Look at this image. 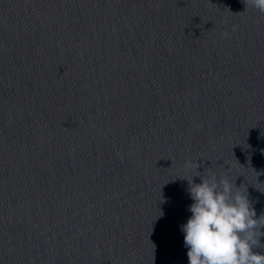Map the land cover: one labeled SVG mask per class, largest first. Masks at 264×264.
Returning <instances> with one entry per match:
<instances>
[{
  "label": "water",
  "instance_id": "obj_1",
  "mask_svg": "<svg viewBox=\"0 0 264 264\" xmlns=\"http://www.w3.org/2000/svg\"><path fill=\"white\" fill-rule=\"evenodd\" d=\"M196 161L264 214L251 0H0V264H188Z\"/></svg>",
  "mask_w": 264,
  "mask_h": 264
},
{
  "label": "clouds",
  "instance_id": "obj_2",
  "mask_svg": "<svg viewBox=\"0 0 264 264\" xmlns=\"http://www.w3.org/2000/svg\"><path fill=\"white\" fill-rule=\"evenodd\" d=\"M252 5L264 12V0H251ZM197 175L188 182L187 192L192 203L186 222L179 226L188 264H264V219L247 195L226 176L203 177L200 165L188 162ZM199 177L196 183L194 178Z\"/></svg>",
  "mask_w": 264,
  "mask_h": 264
}]
</instances>
